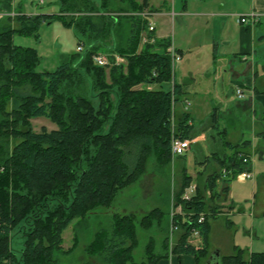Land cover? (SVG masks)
Wrapping results in <instances>:
<instances>
[{
  "label": "trees",
  "instance_id": "trees-1",
  "mask_svg": "<svg viewBox=\"0 0 264 264\" xmlns=\"http://www.w3.org/2000/svg\"><path fill=\"white\" fill-rule=\"evenodd\" d=\"M50 2L57 3L58 12H19L0 19V264H54L61 233L76 217L108 206L120 189L142 173L150 151L169 159L173 134L194 136L190 113L176 108L182 101V87L174 80L167 51L170 37L140 42V34L149 27L140 13L153 10L147 0ZM54 19L74 26L85 37L80 39L85 50L53 70L38 71V52L15 45L12 38L37 36L41 23ZM98 52L117 53L125 62L96 65L92 55ZM65 82V90L59 93ZM173 111L176 128L172 130ZM38 117L52 120L57 128L34 131L29 120ZM210 117L219 143H213L215 148L201 163L212 160L216 167L196 184L188 200L181 199L192 181L185 176L175 204L181 205L183 214H175L172 220L179 232L173 251L192 255L197 264L210 255L209 218L220 213L230 181L251 170L250 141L229 142L225 129H219L216 108ZM131 147L136 149L129 164ZM162 213L153 208L139 225L150 226ZM201 213L204 221H199ZM18 226L24 228L20 252L11 241ZM193 229H199L200 246L189 242ZM94 235L86 251L106 264H155L167 253V239L164 254L156 253L149 239L145 260H134L137 234L132 214H115L109 229ZM213 258L219 264H264V252L248 254L238 247Z\"/></svg>",
  "mask_w": 264,
  "mask_h": 264
},
{
  "label": "rangeland",
  "instance_id": "rangeland-1",
  "mask_svg": "<svg viewBox=\"0 0 264 264\" xmlns=\"http://www.w3.org/2000/svg\"><path fill=\"white\" fill-rule=\"evenodd\" d=\"M172 1L174 0H167L168 7H162L161 11H168ZM23 3L24 10L31 9L35 13L47 10H52L50 13L58 12L57 3L50 0H44L43 3H39V0H23ZM184 3L190 13L182 12L183 14L174 17L170 14H157L151 16L150 21L154 22L157 30L162 29L167 33L173 46L183 53V59L179 54L180 58L173 61L174 80L181 82L180 77L185 74L188 75V83L193 81L194 84L191 83L193 87L188 89L186 98L182 96V101L176 104V108L191 113L189 121H192V135L199 134L202 128L207 138L194 144L191 151L179 156L171 154L169 159H160L156 150L150 151L142 173L120 189L108 206H98L96 212L76 217L62 231L60 249L53 252L54 264H106L102 258L90 255L86 247L97 231L109 229L115 214L135 216L137 246L133 256L137 263L145 260L144 247L149 239H152L153 249L158 254H164L165 239L168 240V248L171 245L173 250L179 233L178 230H173V213L180 205H175L177 192L185 181V176L190 175L192 179L184 190L189 191L192 185L199 181L202 183L205 176L216 167L212 162L211 165H205V170L197 163L199 156L209 154L211 147L215 148L216 143H219L216 129L211 126L210 114L214 108L217 109L219 129L226 127L230 140H250L251 147L257 150L250 154L252 178L245 181L232 179L229 183L235 212L223 213L211 220L228 223L230 238L234 236L245 251H264V133L260 132L264 130L262 108L255 102L254 112L250 106L244 105L248 92L240 85L236 86L239 79L243 85V78L233 73L234 70L239 72L242 64L234 57V49L240 37V26L245 28V24L237 23V17L231 13H238V16L245 14L250 10L249 5L247 0H183L182 5ZM37 34H16L12 39L15 45L31 47L38 52V71L55 69L63 60L78 53L77 45L80 39H85L74 26H66L60 19H54L51 23L42 22ZM259 35L260 33L257 39ZM251 57L249 55V61L254 58ZM210 67L216 71L215 75L204 74ZM188 72L194 75L193 80H190ZM67 84L65 82L59 87L58 92L65 90ZM237 88L244 90L243 97L237 96ZM174 115L175 111L173 120L171 119L172 130L176 128ZM29 123L37 132L43 128H57L56 123L45 117L32 118ZM135 149L136 147L130 149L132 159H127L129 164L134 159ZM198 150L202 152L201 155ZM210 192L208 189L205 191L206 198ZM220 205L219 212L230 209L226 199ZM153 208L163 212L160 220L143 228L139 221ZM23 231V226L12 231L11 241L16 252H20L23 247Z\"/></svg>",
  "mask_w": 264,
  "mask_h": 264
},
{
  "label": "crops",
  "instance_id": "crops-1",
  "mask_svg": "<svg viewBox=\"0 0 264 264\" xmlns=\"http://www.w3.org/2000/svg\"><path fill=\"white\" fill-rule=\"evenodd\" d=\"M147 1L150 7L153 8V10L151 9L150 11L151 15L146 19L148 20V24L150 22L154 26V34L156 38H166L170 36L167 33L163 32L162 29L157 30V27L156 25H154V22L150 21L151 16L157 15V14L158 15L170 14L172 17H174V16H179L183 14L182 12L190 13L187 11L186 4L184 3L182 5L183 0L172 1V5L170 6L169 10L165 12L161 11V8L165 6L168 7L167 0H147ZM247 3L250 9L248 12L257 11L260 13L261 16H260L259 21L256 22L255 24H252V25L245 24V28H242L243 26H240L241 28L240 37L234 49L236 50L234 51V54H235L234 57L239 59L242 64L240 65L239 72L234 70V68H232V70H234L233 72L234 75H236L237 77L240 76L243 78V85L242 83H240V79H239L237 80L236 86L240 85V87L244 88L245 91L248 92L247 93L248 96H247V99H245L244 101V105L250 106V108L253 109L255 112L256 110L254 108V104L255 102L259 103L260 107L262 108L261 118L264 120V0H247ZM50 11L47 10L44 12L35 13L31 9L24 10L23 0H0V19L7 15H10L13 17L15 14L19 12H23L27 14L28 13L38 14V13H50ZM170 11H172V13H170ZM211 14L214 15L215 13H211ZM237 14L238 13H231V15H235L236 17H238ZM236 21L237 23H239L237 18H236ZM258 33H260L259 39H257ZM176 50L182 56V59H183L182 51L178 48H176ZM249 55L254 57L250 61L248 59ZM211 73H213V75H215L216 73V71L212 69V67H210L209 69H206V71L204 72V74L206 75L211 74ZM188 74H189L190 80H193L195 78L191 72H188ZM186 76L188 75L184 74V76L180 77L181 82H178L182 87V96H184L183 98L187 97L186 95L188 93V89L193 87L191 86V83H193V81L188 83V79H187L188 77ZM224 129L226 133L225 137L229 142L237 143V142L242 141L240 139L236 141L230 140L227 136L228 131L226 127ZM260 132L264 133V130ZM192 138H194V141L191 143L190 148L187 150V152L192 150L194 144L198 143L201 140H205L207 138V135L204 133V130L201 128L200 133L197 135H194ZM252 144H254V142H252ZM253 150H257V149L255 147L252 148L251 142H250L248 151L251 154V151ZM198 153L201 155L202 152L198 150ZM205 156L206 154L203 157L199 156L198 161H197L198 165H200L203 168L205 167V165H208L211 163L209 160L206 163H204V165L203 163H201L203 160H205ZM204 169L206 170V168ZM198 171L200 172L201 170H198ZM226 200L229 203L230 209H228V211L226 210L224 212H220L216 216L221 215L223 213L231 214L235 212L236 208L234 207V198H233L232 192L228 191ZM215 217L209 218L207 249L209 250L210 255L208 256L206 260L202 259L200 264H206V262L208 261H210L211 264H215V260L213 258L214 256L218 257L219 255L231 254L235 251L236 247L244 250V248L239 244V242L235 239L234 236L230 238L228 223L226 224L223 222L218 223L215 221L216 219L211 220L212 218H215ZM177 233L178 232H176V234ZM194 243L195 244L201 243V240L196 239ZM250 246H252V243ZM245 252L249 254L251 252H264V251H256L254 249H250ZM211 255H212V258L210 257ZM176 263L177 264H197L192 255L178 253V252L175 253L171 249V245L169 246L166 255L158 259L155 264H176Z\"/></svg>",
  "mask_w": 264,
  "mask_h": 264
},
{
  "label": "built area",
  "instance_id": "built-area-1",
  "mask_svg": "<svg viewBox=\"0 0 264 264\" xmlns=\"http://www.w3.org/2000/svg\"><path fill=\"white\" fill-rule=\"evenodd\" d=\"M44 0H39V3H43ZM140 15L143 18H148L151 15L150 11H143L140 13ZM260 13L257 11H251L249 13H245V14H241L237 17V20L239 23L241 24H248V25H252L255 24L256 22L259 21L260 19ZM149 27H148V31H143L140 34V42L141 44L144 43H153L156 39V36L154 34V26L149 22ZM152 35L150 36L148 34V32H152ZM85 50V46L84 44H82L81 42L77 45V51L79 53H82ZM167 51L170 54L171 57V67L173 70V61L175 59H179L180 55L179 53L176 51V48L173 46V42L170 38V45L167 47ZM92 61L99 66H110L112 64H121L125 62V58L117 53H113V54H108V53H103V52H98V53H94L92 55ZM236 94L238 97H243L244 96V91L241 88H237L236 89ZM188 103V102H187ZM173 120V116L171 118ZM194 141V138H182L179 135H172L171 138V142H170V147H171V154L175 155V156H179V155H183L185 152H187V150L190 148L191 143ZM221 173L223 176H225L226 174V170L222 169ZM252 178V173L251 170H243L240 173L236 174L235 179L239 180V181H245L247 179H251ZM196 190V184L192 185L189 188V191H184L182 194V198L185 200L190 199V197L194 194ZM175 214H183L182 212V208L181 205L178 206L177 210L175 213H173V216ZM205 220V215L203 213H201L199 215V221H204ZM173 230L176 231L178 230V225H175L173 227ZM196 239H200L201 240V236H200V232L199 229H193L191 237H190V243L194 246H199L201 245V243H194V241Z\"/></svg>",
  "mask_w": 264,
  "mask_h": 264
},
{
  "label": "water",
  "instance_id": "water-1",
  "mask_svg": "<svg viewBox=\"0 0 264 264\" xmlns=\"http://www.w3.org/2000/svg\"><path fill=\"white\" fill-rule=\"evenodd\" d=\"M217 255H218V254H217ZM210 257L212 258V255H211ZM211 258H210V259H211ZM206 264H211V262L208 261V262H206ZM215 264H219V261L215 262Z\"/></svg>",
  "mask_w": 264,
  "mask_h": 264
}]
</instances>
